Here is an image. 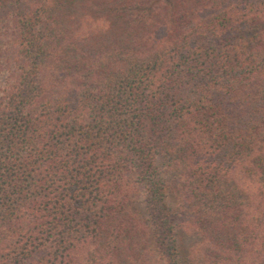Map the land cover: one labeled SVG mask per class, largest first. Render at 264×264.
<instances>
[{
    "label": "trees",
    "instance_id": "trees-1",
    "mask_svg": "<svg viewBox=\"0 0 264 264\" xmlns=\"http://www.w3.org/2000/svg\"><path fill=\"white\" fill-rule=\"evenodd\" d=\"M180 227L264 264V0H0V264H182Z\"/></svg>",
    "mask_w": 264,
    "mask_h": 264
},
{
    "label": "rangeland",
    "instance_id": "rangeland-1",
    "mask_svg": "<svg viewBox=\"0 0 264 264\" xmlns=\"http://www.w3.org/2000/svg\"><path fill=\"white\" fill-rule=\"evenodd\" d=\"M169 202L173 203V198L169 197ZM138 209L140 210V213H142L143 217L147 219V215L141 206V203L138 204ZM148 220V219H147ZM177 241H178V249L179 254L182 256V264H186L188 260H184L183 258L190 257V252L193 250V245L196 242V237L192 233H187L185 230H183L181 227L178 229L177 233ZM189 264H192L190 262Z\"/></svg>",
    "mask_w": 264,
    "mask_h": 264
}]
</instances>
